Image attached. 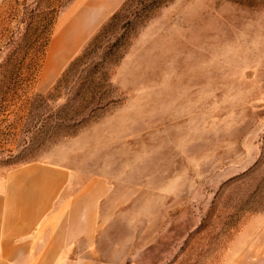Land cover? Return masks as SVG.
<instances>
[{
	"label": "rangeland",
	"instance_id": "obj_1",
	"mask_svg": "<svg viewBox=\"0 0 264 264\" xmlns=\"http://www.w3.org/2000/svg\"><path fill=\"white\" fill-rule=\"evenodd\" d=\"M73 1L0 0V176L104 178L109 260L264 264V0H127L55 69Z\"/></svg>",
	"mask_w": 264,
	"mask_h": 264
},
{
	"label": "crops",
	"instance_id": "obj_2",
	"mask_svg": "<svg viewBox=\"0 0 264 264\" xmlns=\"http://www.w3.org/2000/svg\"><path fill=\"white\" fill-rule=\"evenodd\" d=\"M125 1L74 0L49 65L60 67ZM107 192L104 178L66 165L31 161L7 171L0 176V264H123L97 254Z\"/></svg>",
	"mask_w": 264,
	"mask_h": 264
},
{
	"label": "trees",
	"instance_id": "obj_3",
	"mask_svg": "<svg viewBox=\"0 0 264 264\" xmlns=\"http://www.w3.org/2000/svg\"><path fill=\"white\" fill-rule=\"evenodd\" d=\"M71 1L72 0H57V4H58V6H65L66 4H68V2H71ZM126 1H125V3H126ZM245 3H248V2H245ZM53 9H55V8H53ZM53 9L51 10L52 13H53ZM39 21H40V25H35V26H37V29L41 28L42 26L46 28V30L43 33H45V34L50 33V35L46 36V37H48L47 40L50 42L51 37H52L53 32H54V28H55V26H54L53 30L50 32L51 25L53 22V16L48 18L47 16L41 15ZM43 22H45L46 24H43ZM34 23H35V20L29 22V24H28V26L24 32V36L27 40L28 39L31 40L33 37V34L36 33V31H38L37 29H34ZM77 61H78V58L75 59V61H73V62H75L73 64H76ZM65 75H66V73H65ZM6 77H7V80L12 78L11 76H6ZM63 79H64V76H63V78H61L58 81V83L55 85V87L53 89L59 88ZM10 85L11 84H6V82H4V81L3 82L0 81V104L5 103V101L8 100L7 98L2 99V96L7 97V95L9 96V93H10V91H12V89H18L16 87H12Z\"/></svg>",
	"mask_w": 264,
	"mask_h": 264
}]
</instances>
